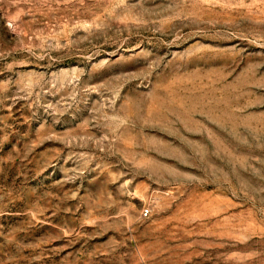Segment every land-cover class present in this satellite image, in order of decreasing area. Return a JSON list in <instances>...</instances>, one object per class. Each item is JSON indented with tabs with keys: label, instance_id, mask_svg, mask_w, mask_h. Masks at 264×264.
<instances>
[{
	"label": "rangeland",
	"instance_id": "374dc122",
	"mask_svg": "<svg viewBox=\"0 0 264 264\" xmlns=\"http://www.w3.org/2000/svg\"><path fill=\"white\" fill-rule=\"evenodd\" d=\"M0 264H264V0H0Z\"/></svg>",
	"mask_w": 264,
	"mask_h": 264
},
{
	"label": "built area",
	"instance_id": "2783aa9c",
	"mask_svg": "<svg viewBox=\"0 0 264 264\" xmlns=\"http://www.w3.org/2000/svg\"><path fill=\"white\" fill-rule=\"evenodd\" d=\"M144 213H146V211Z\"/></svg>",
	"mask_w": 264,
	"mask_h": 264
}]
</instances>
